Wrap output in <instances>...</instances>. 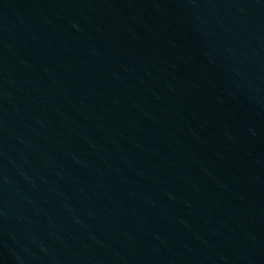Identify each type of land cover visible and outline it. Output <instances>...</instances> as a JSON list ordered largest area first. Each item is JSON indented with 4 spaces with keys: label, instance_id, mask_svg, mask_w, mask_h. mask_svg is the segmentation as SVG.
Instances as JSON below:
<instances>
[{
    "label": "water",
    "instance_id": "water-1",
    "mask_svg": "<svg viewBox=\"0 0 264 264\" xmlns=\"http://www.w3.org/2000/svg\"><path fill=\"white\" fill-rule=\"evenodd\" d=\"M0 264H264V0H0Z\"/></svg>",
    "mask_w": 264,
    "mask_h": 264
}]
</instances>
